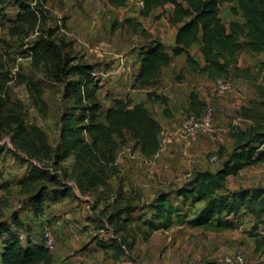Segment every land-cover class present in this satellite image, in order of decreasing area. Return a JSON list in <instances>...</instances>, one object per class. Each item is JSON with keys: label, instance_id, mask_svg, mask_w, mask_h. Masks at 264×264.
Masks as SVG:
<instances>
[{"label": "rangeland", "instance_id": "1", "mask_svg": "<svg viewBox=\"0 0 264 264\" xmlns=\"http://www.w3.org/2000/svg\"><path fill=\"white\" fill-rule=\"evenodd\" d=\"M22 3L34 16L22 19ZM225 5L229 4L220 7L224 20ZM174 24L171 12L156 9L143 15L131 0L124 6H114L108 0H0V79L9 77V102L21 110L26 125L36 124L46 132L53 148L64 118L80 114V102L64 92V81L58 80L49 64L36 63L31 56V44L48 30L70 63L92 67L89 88L101 106L99 119L103 121V112L114 99H128L144 103L161 124L160 148L149 157L139 151L135 138L124 132L117 140L116 159L107 170L106 183L94 188L76 183L71 173L74 158L68 156L61 166L70 173L67 180L73 194L46 201L39 215L26 201L32 187L26 181L28 161L40 158L41 164L49 166L50 156L18 150L10 139V130L5 127L0 131V221L10 224L15 213L22 225L18 229L10 225L11 231H17L22 241L29 235L42 242L43 232L49 228L55 239L50 251L54 264H224L226 252L239 250L245 255L237 246L244 240L241 234L247 235L246 230L254 224L251 214L239 216L238 228L220 231L187 225L151 231L147 226L148 220L158 221L148 203L159 190L169 191L175 203L183 206L173 193L175 188L190 179L194 170H215L220 165L224 156L218 152L219 147L230 151L233 145L231 125L243 128L249 123L240 116V107L257 100L254 83L264 85V52L244 51L240 59L248 78L231 74L232 87L223 95L212 92L214 78L196 74L188 65L180 67L177 58L171 70L168 66L162 68L155 84L141 86L135 75L143 46L150 38H157L173 55L170 45ZM193 56L202 62L198 50ZM69 78L77 75L71 73L65 80ZM29 81L41 90L45 111L34 104ZM166 87L172 93L166 96L170 100L169 116L160 109L164 105L161 96L168 94ZM190 91L198 97L194 107L189 103ZM207 107H211L207 130L193 135L179 132L186 116L200 117ZM259 184L264 185V162L240 169L226 182L231 189ZM199 204L185 206L187 213H193ZM130 217L131 221L121 225ZM262 228L258 226V230ZM4 236L0 235V241ZM248 236L255 243L254 237ZM111 238L124 239V253L116 259L112 249L99 245Z\"/></svg>", "mask_w": 264, "mask_h": 264}, {"label": "trees", "instance_id": "2", "mask_svg": "<svg viewBox=\"0 0 264 264\" xmlns=\"http://www.w3.org/2000/svg\"><path fill=\"white\" fill-rule=\"evenodd\" d=\"M108 1L114 6H124L126 3V0ZM232 1L144 0L141 14L149 15L155 7L171 3V20L178 24L171 47L173 55L184 54L191 70L210 78H230L231 74L248 78L247 69L238 65V56L244 51L264 52V0H236L231 10L234 14L238 13L241 20L224 22L219 15V7L223 2ZM21 8L24 13L22 19L34 16L29 6L22 3ZM50 35L51 31L48 30L31 44V56L36 63L49 64L58 80L64 81V92L80 102V114L64 118L54 148L46 132L36 124L26 125L21 110L9 102L6 84L9 77L0 79V131L5 127L10 130V139L18 150L34 156H50L49 166L41 164L40 158L35 162L28 161L26 181L32 187L26 201L35 215L43 212L46 201L73 194V186L67 180L70 173L61 166V162L71 154L74 158L71 173L76 183L85 188H94L106 183L107 170L116 159L117 140L123 137L124 132L135 138L144 156L154 155L161 145V124L142 102L114 99L113 105L104 110L103 121L99 119L101 106L94 91L89 88L92 67L89 64L70 63L62 54L58 42ZM195 42L200 43L202 64L189 51ZM170 58L165 44L157 38H150L140 53L136 81L141 86L155 84ZM71 73L76 74L77 78L65 80ZM27 84L34 104L39 110L45 111L46 102L41 90L32 81ZM253 86L258 101L240 107V116L249 123L243 128L231 125V150L220 146L218 152L224 157L215 170H194L190 179L175 188L173 193L183 206L175 203L169 191L159 190L148 203L149 209L158 219L157 222L148 220L149 230L167 229L173 225L215 231L233 229L239 227L241 214L250 213L255 221L246 230L247 234L254 237L253 251L264 253V185L235 189L226 185L229 175L248 165L264 162V85L254 83ZM188 96L190 106H196V93L190 91ZM160 99L164 104L163 115L168 116L167 97L162 95ZM83 101L84 104L81 103ZM197 203L200 204L189 215L185 206ZM131 220V217L126 218L121 225ZM10 225L16 229L22 225L15 213L10 224L0 221V235H5L0 241V264H54L53 254L42 242L29 235L22 241L17 231H11ZM259 225L263 226L262 230H258ZM123 243L122 238H111L109 242H99V245L103 249H112L116 259L124 253Z\"/></svg>", "mask_w": 264, "mask_h": 264}, {"label": "built area", "instance_id": "3", "mask_svg": "<svg viewBox=\"0 0 264 264\" xmlns=\"http://www.w3.org/2000/svg\"><path fill=\"white\" fill-rule=\"evenodd\" d=\"M139 9L143 8L144 0H131ZM127 2V0H126ZM129 5V4H128ZM212 92L218 96L225 94L232 87L229 78L224 76L215 77L212 85ZM211 119V107H207L206 112L200 117L196 115L186 116L180 123L178 130L185 135H193L208 129ZM42 244L51 251L55 245L54 236L49 228H45L42 235ZM224 264H261L256 258H247L241 251L223 254Z\"/></svg>", "mask_w": 264, "mask_h": 264}, {"label": "crops", "instance_id": "4", "mask_svg": "<svg viewBox=\"0 0 264 264\" xmlns=\"http://www.w3.org/2000/svg\"><path fill=\"white\" fill-rule=\"evenodd\" d=\"M234 1V2H233ZM232 2H223L222 4H229V5H225V10H226V12H227V17L225 18V20L223 19V17L221 16V13H220V7H221V5H220V7H219V15L221 16V18H222V20L224 21V22H228L229 20H232V19H239V20H241V18L239 17V14L238 13H233V11L231 10V7L233 6V5H235V3H236V0H233ZM172 7H173V5L171 4V3H166L165 5H163V7H161V6H158V7H155L153 10H152V12H154L155 13V11H156V9H159V10H161V11H163V9H165V10H167V11H169V12H171V10H172ZM177 23L176 24H174V26H173V30H172V32H171V34H172V36L171 37H173V36H175V30H176V27H177ZM199 42H195V43H193L191 46H190V48H189V51H190V53L193 55L194 54V51L195 50H198L199 51ZM173 45V44H172ZM172 45H170V50H171V47H172ZM241 54V53H240ZM240 54H239V56H238V65L239 66H241L242 67V63H241V59H240ZM170 62H169V64L167 65L168 67H170V70L172 69V65L174 64V59H178L179 60V62H180V67H183L184 65H187V62H186V59H185V55L184 54H179V55H171L170 54ZM196 59V58H195ZM197 60V59H196ZM203 63V59H202V62H201V64ZM139 66V65H138ZM138 69V68H137ZM196 74H197V72H196ZM202 75H204L206 78H208V79H211L210 77H208V76H206L205 74H202ZM167 85H169L167 82H165ZM145 87H147V86H145ZM166 90L168 91L169 90V88H167L166 87ZM172 93H171V91H168V94H165V96H167V97H169V95H171ZM173 97H174V94H173ZM257 101H258V95H257ZM140 102V101H139ZM167 107H168V112H169V115H170V106H169V103H170V100H168V98H167ZM254 102V101H253ZM252 102V103H253ZM132 103H135V102H132ZM252 103H250V104H248V105H251ZM147 107V106H146ZM148 108V107H147ZM163 108H164V105H163V107H161L160 109H161V112H163ZM168 115V116H169ZM228 178V177H227ZM244 214V213H243ZM246 214H250V213H246ZM241 224V223H240ZM240 226V225H239ZM241 236H243V238L242 239H244V240H241L240 242H243V243H238V249H241V250H243V252L245 253V255H247V257L248 258H251L252 256L253 257H256V259H258L260 262H261V264H264V253H255L254 251H253V248H254V246H255V243L251 240V237L250 236H248V234L246 235L245 233L244 234H241ZM251 256V257H250Z\"/></svg>", "mask_w": 264, "mask_h": 264}]
</instances>
